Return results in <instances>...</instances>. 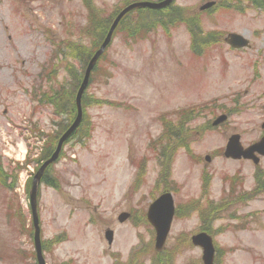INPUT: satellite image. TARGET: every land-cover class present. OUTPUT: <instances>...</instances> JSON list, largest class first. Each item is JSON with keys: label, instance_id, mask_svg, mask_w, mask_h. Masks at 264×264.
I'll list each match as a JSON object with an SVG mask.
<instances>
[{"label": "rangeland", "instance_id": "1", "mask_svg": "<svg viewBox=\"0 0 264 264\" xmlns=\"http://www.w3.org/2000/svg\"><path fill=\"white\" fill-rule=\"evenodd\" d=\"M135 1L0 0V264H38L30 177L57 143L53 121L62 133L75 118L65 94L70 73L82 78L84 66L68 46L94 52L106 33H89L93 10L98 23L112 21ZM210 1L216 4L200 10ZM229 33L250 46L231 48ZM56 89L63 91L50 105ZM83 109L39 190L47 264H203L192 243L199 232L213 237L215 264H264V183L255 190L264 160L256 166L217 154L232 133L245 147L264 133L263 7L175 0L169 10L129 12L92 73ZM225 112L227 123L213 125ZM23 150L33 151V163ZM164 192L176 213L156 251L146 214Z\"/></svg>", "mask_w": 264, "mask_h": 264}, {"label": "water", "instance_id": "2", "mask_svg": "<svg viewBox=\"0 0 264 264\" xmlns=\"http://www.w3.org/2000/svg\"><path fill=\"white\" fill-rule=\"evenodd\" d=\"M173 0H165L161 3H151V2H138L134 3L127 8H125L115 19L113 22L109 33L104 40L103 44L101 45L100 49L94 54V56L91 58L87 69L85 71L84 79L82 81V84L79 88V91L77 93L76 97V106H77V117L73 123V125L68 129V131L64 134V136L61 138L59 145L57 147V150L53 154V156L43 164V166L39 169L37 174L34 177V181L32 184V189L30 193V198H31V206H32V211H33V219H34V226H35V245H36V250H37V255H38V260L40 264H44V259L42 256V247H41V239H40V228H39V218L37 214V193H38V186L41 181V177L45 171V169L52 163L54 162L61 151L63 142L76 130L78 125L80 124L82 120V95L87 88L89 84V79L91 72L93 68L96 65L97 60L99 57L104 53L106 50L107 46L111 42V38L113 35L114 30L117 28L120 20L123 18V16L128 13L129 11L136 9V8H152V9H157V8H162L168 4H170ZM213 3H209L206 6L203 7L207 8L212 6ZM228 42L233 46V47H245L248 45V41L244 39L242 36L238 34H231ZM263 149H262V148ZM255 150H259L262 153H264V138L260 143H257L250 147L248 151H243L242 147L239 144V137L234 136L229 143L228 149H227V156H233V157H239L242 154L245 157H249L250 154L254 153ZM209 160V158H207ZM173 215H174V206H173V199L171 194H164L161 196L158 200H156L149 209L148 213V218L149 221L154 225L156 232H157V237H156V249L160 250L168 236L170 227H171V222L173 220ZM107 238L109 241H112V232L108 231L106 234ZM193 244L196 246H199L203 249V262L204 264H214L215 260V247L213 244V239L210 235L207 233H199L192 238Z\"/></svg>", "mask_w": 264, "mask_h": 264}, {"label": "trees", "instance_id": "3", "mask_svg": "<svg viewBox=\"0 0 264 264\" xmlns=\"http://www.w3.org/2000/svg\"><path fill=\"white\" fill-rule=\"evenodd\" d=\"M253 1L258 6H261V7L264 8V0H253ZM87 6L90 9L91 5L89 3H87ZM96 19H97V13L93 10L92 15H91V21L88 24V28H89L88 31H89V33L93 32L94 30H98L96 27H99L102 30V33L101 34L107 33V31H108V29H109L112 21H104V22L98 23V21H96ZM124 20H125V17L121 21L120 26L123 24ZM92 29H93V31H91ZM96 38L98 39V41L100 43L101 37L96 36ZM81 45L82 44H76V45L71 44V45L68 46V48H74V47L75 48H78L77 51H76V54H77V57L76 58L80 59L82 62H85V61H87L89 59V57H91V55L93 53V50L90 48L87 52L81 53L80 48H79V46H81ZM83 48L85 49L84 45H83ZM71 51H72V49H71ZM74 55H75V53H74ZM69 76H70V78H69L70 79V86H69L70 89H68V88L66 89L65 88L66 89V94L65 95H66V97H69V95H70V99H73V101H74V97H75V93H76V88L79 85V82H80L81 78H80V75L76 73V71L70 73ZM65 87H67V86H65ZM61 91H63V90L62 89H59V90L56 89V91L53 93V98L50 99L51 100L50 101L51 103H53V104L56 103V99L55 98H56L57 94L58 95L60 94ZM74 111H75V103L72 106V112H74ZM176 138H178V136ZM3 173L4 172H3V169H2L1 164H0V177H1V174H3ZM14 178H16V176H14ZM1 183H3L4 185L7 184L5 182V180H3V182H1ZM11 187L14 188V185H12Z\"/></svg>", "mask_w": 264, "mask_h": 264}, {"label": "flooded vegetation", "instance_id": "4", "mask_svg": "<svg viewBox=\"0 0 264 264\" xmlns=\"http://www.w3.org/2000/svg\"><path fill=\"white\" fill-rule=\"evenodd\" d=\"M223 117V118H222ZM218 118H221L222 119V122H220V123H218V124H214L215 123V121H217V119ZM228 118H229V113L228 112H225V113H221L216 119H215V121H214V123H213V125H215V126H218V125H224L225 123H227V121H228ZM264 123V122H263ZM262 123V124H263ZM263 127H264V125H262ZM234 134H239V133H232L229 137H228V140H227V142H226V145L224 146V147H222L221 149H219L218 150V156H221V157H223V158H225L226 160H230V161H239V162H241V161H249V162H252L254 165H256V166H259L260 165V163H261V160L263 159L264 160V156H260V155H258L257 154V156H258V158H259V162H258V164H255L254 163V160L253 159H247V158H244L243 156H241V157H239V158H237V159H234V158H231V157H228L227 156V154H226V150H227V146H228V143H229V140H230V137L231 136H233ZM241 135V134H240ZM242 136V135H241ZM246 148V147H245ZM258 158H254V159H258ZM262 160V161H263ZM255 171H257L256 173H258V178L255 180V183H264L262 180H259L260 179V175H262L263 173H264V171H263V169L262 168H256L255 169ZM256 175V174H255ZM230 183H234V182H230ZM230 187H234V188H236V187H238V186H234L233 184H230L229 185ZM237 191V190H236ZM236 191H234V190H232L231 192L233 193V194H237V192Z\"/></svg>", "mask_w": 264, "mask_h": 264}]
</instances>
